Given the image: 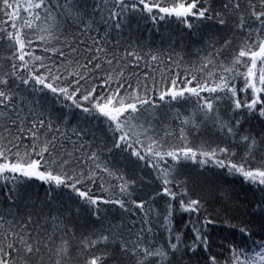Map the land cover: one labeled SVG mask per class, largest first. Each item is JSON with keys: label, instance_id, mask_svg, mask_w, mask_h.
<instances>
[{"label": "snow or ice", "instance_id": "6c2138e0", "mask_svg": "<svg viewBox=\"0 0 264 264\" xmlns=\"http://www.w3.org/2000/svg\"><path fill=\"white\" fill-rule=\"evenodd\" d=\"M0 264H264V0H0Z\"/></svg>", "mask_w": 264, "mask_h": 264}, {"label": "trees", "instance_id": "16d2710c", "mask_svg": "<svg viewBox=\"0 0 264 264\" xmlns=\"http://www.w3.org/2000/svg\"><path fill=\"white\" fill-rule=\"evenodd\" d=\"M182 27V26H181ZM141 32L143 33L145 38L151 36L153 41L157 44L160 42V35H164L165 37H171L172 42L174 43L176 50L179 51L181 47L191 42L190 37L187 36L186 33L181 31V28L177 27V25H167L161 24L160 26V34H157L155 28L151 24L145 25L143 22L141 23ZM211 168V165L207 166ZM190 175L194 178L198 179L200 184L205 185V181H208V184L205 185V189L210 187L212 184H217L222 188H228L233 196L235 197V202L240 203L244 201L246 198H252V191L250 190L247 184H242L239 177H231L224 176L219 174V170L214 171H205L199 168H190L187 170ZM202 173V174H201ZM137 176H144L142 172H137ZM144 180L147 181L148 177L144 176ZM32 194L39 195L40 197L44 196V188L40 187L39 183L35 184L32 188ZM222 235L221 233H217V236Z\"/></svg>", "mask_w": 264, "mask_h": 264}]
</instances>
